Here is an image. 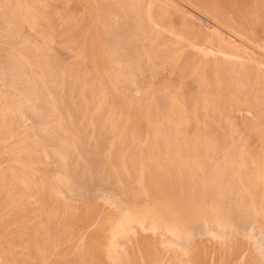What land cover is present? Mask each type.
<instances>
[{
  "label": "rangeland",
  "instance_id": "1",
  "mask_svg": "<svg viewBox=\"0 0 264 264\" xmlns=\"http://www.w3.org/2000/svg\"><path fill=\"white\" fill-rule=\"evenodd\" d=\"M185 262L264 264V0H0V264Z\"/></svg>",
  "mask_w": 264,
  "mask_h": 264
},
{
  "label": "bare ground",
  "instance_id": "2",
  "mask_svg": "<svg viewBox=\"0 0 264 264\" xmlns=\"http://www.w3.org/2000/svg\"><path fill=\"white\" fill-rule=\"evenodd\" d=\"M96 1H98V0H96ZM95 4V3H94ZM96 88H98V87H96ZM202 157V156H201ZM236 159V158H235ZM261 174V173H260ZM249 175V174H248ZM263 175V174H262ZM259 176V175H258ZM259 179H260V177H259ZM263 183V182H262ZM136 212V211H135ZM138 214V213H137ZM134 215V214H133ZM130 216V215H129ZM122 218V217H121ZM128 219V218H127ZM129 220V219H128ZM132 220V219H131ZM135 221V220H134ZM130 222V221H129ZM120 224V223H119ZM125 224V223H124ZM123 224V225H124ZM126 224H127V222H126ZM129 224V223H128ZM137 224V223H136ZM137 226V225H136ZM143 228V227H142ZM155 228V227H154ZM153 229V228H152ZM115 230V229H114ZM168 231V230H167ZM233 231V230H232ZM117 233V232H116ZM171 233V232H170ZM169 233V234H170ZM111 234V233H110ZM182 234H184V232L182 233ZM187 234V233H186ZM114 236V235H113ZM173 236V235H172ZM189 236H190V234H189ZM182 238H183V236H181ZM114 238V237H113ZM185 239V238H184ZM109 240V239H108ZM183 240V239H182ZM109 242V241H108ZM184 243V242H183ZM109 244V243H108ZM182 244V243H181ZM110 246V245H109ZM183 246V245H182ZM178 253V252H177ZM183 253V252H182ZM182 255H184V254H182ZM185 256V255H184ZM155 259V258H154ZM180 259V258H179ZM189 259V258H188ZM154 261V260H153ZM196 262V261H195ZM186 263V262H185ZM189 263H191V262H189ZM15 264V263H14ZM187 264V263H186ZM192 264V263H191Z\"/></svg>",
  "mask_w": 264,
  "mask_h": 264
}]
</instances>
